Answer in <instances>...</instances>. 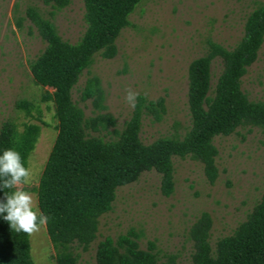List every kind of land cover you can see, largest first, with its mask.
I'll return each instance as SVG.
<instances>
[{
  "label": "rangeland",
  "instance_id": "1",
  "mask_svg": "<svg viewBox=\"0 0 264 264\" xmlns=\"http://www.w3.org/2000/svg\"><path fill=\"white\" fill-rule=\"evenodd\" d=\"M264 0H141L128 15V25L114 40L111 59L93 56L90 67L82 71L70 98L84 117L107 114L113 127L91 133L105 140L114 137L129 118L132 108L125 100L126 90L138 92L147 101L163 100L160 120L143 115L139 138L148 144L171 134H182L189 127L186 103L188 64L204 55L208 42L231 49L241 38L246 16ZM37 8L49 19L58 37L76 42L84 31L80 0L54 10L41 0H0V125L11 121L20 131L23 124L39 127L38 136L26 160L32 170L25 190L35 194L38 179L56 135V119L51 102L42 101L47 87L33 83L28 65L44 44L29 24L24 12ZM16 22H19L17 27ZM221 71L219 58L209 65V95ZM95 77L102 93V110H95L90 99L80 101V91L88 78ZM240 90L248 101H264V37L256 60L240 78ZM31 105L29 113L15 107L17 101ZM39 119V121H37ZM216 149V178L208 184L198 162L188 157H172L173 191L163 197L159 175L141 173L136 181L115 190L111 210L98 218L97 233L86 251L72 246L76 264H95V248L105 237L114 240L132 231L137 246L154 245L158 264L174 255L178 264H190L192 253L187 232L201 214L211 219L208 242L211 249L245 219L259 200L264 186V134L253 127H238L229 136L212 139ZM32 264H55L54 250L43 228L28 236Z\"/></svg>",
  "mask_w": 264,
  "mask_h": 264
},
{
  "label": "trees",
  "instance_id": "2",
  "mask_svg": "<svg viewBox=\"0 0 264 264\" xmlns=\"http://www.w3.org/2000/svg\"><path fill=\"white\" fill-rule=\"evenodd\" d=\"M84 31L74 43L62 41L53 23L33 6L24 15L44 44L42 51L28 65L34 84L47 87L42 101L51 102L56 119V135L46 158L35 190L38 207L49 217L44 227L54 250L55 264H76L72 246L86 251L95 239L98 218L111 210L115 190L130 184L143 172L154 171L159 177V191L168 197L173 191L172 157L198 162L208 184L216 178L212 139L226 137L238 127H253L264 134V101L251 102L240 90V78L255 60L264 37V2L245 18L238 42L229 50L208 42L204 55L187 67L186 103L189 127L182 134L154 139L148 144L139 138L143 115L159 121L163 100L147 101L139 96L120 130L105 140L99 133L114 122L107 114L84 117L71 101L70 92L82 71L88 69L93 56L111 59L114 40L128 25L127 17L141 0H80ZM54 10L64 8L69 0H41ZM19 27V22H16ZM219 58L221 71L209 95V65ZM81 102L90 99L95 110H102V93L95 77L88 78L79 95ZM15 107L25 114L31 105L23 100ZM39 121V119H37ZM39 132L35 124H23L20 131L14 123L0 125V154L7 148L18 150L24 160L32 151ZM0 190V200L4 192ZM211 219L201 213L190 225L187 237L191 243L190 264H264V186L259 200L230 235L215 241L208 237ZM132 231L114 240L105 237L95 248V264H158L154 245L146 250L137 246ZM0 264H32L28 236L17 233L0 216ZM159 264H178L175 256H166Z\"/></svg>",
  "mask_w": 264,
  "mask_h": 264
},
{
  "label": "clouds",
  "instance_id": "3",
  "mask_svg": "<svg viewBox=\"0 0 264 264\" xmlns=\"http://www.w3.org/2000/svg\"><path fill=\"white\" fill-rule=\"evenodd\" d=\"M139 93L127 89L125 100L135 109ZM32 170L26 167L21 153L15 148H7L0 154V190L4 192V199L0 200V216L17 233H24L35 237L47 225L49 217L41 212L34 193L25 190L30 184Z\"/></svg>",
  "mask_w": 264,
  "mask_h": 264
}]
</instances>
